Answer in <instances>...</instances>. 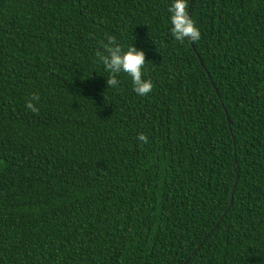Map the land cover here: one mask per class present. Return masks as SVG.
<instances>
[{
    "label": "trees",
    "instance_id": "trees-1",
    "mask_svg": "<svg viewBox=\"0 0 264 264\" xmlns=\"http://www.w3.org/2000/svg\"><path fill=\"white\" fill-rule=\"evenodd\" d=\"M172 3L0 0V264H264V0Z\"/></svg>",
    "mask_w": 264,
    "mask_h": 264
},
{
    "label": "clouds",
    "instance_id": "clouds-1",
    "mask_svg": "<svg viewBox=\"0 0 264 264\" xmlns=\"http://www.w3.org/2000/svg\"><path fill=\"white\" fill-rule=\"evenodd\" d=\"M188 8V0H173L168 8L172 25L170 31L173 38L179 42L186 39L197 42L201 36L196 23L189 15ZM106 40V43L103 40L100 41L103 52L97 51L96 56L105 70L110 73L106 79L107 88H115L120 83L119 74L126 73L131 78L133 91L139 96H148L153 90V83L151 80L144 79L143 69L146 64L144 51L138 50L134 44L125 50L117 42L115 36H107ZM39 100V94L34 93L26 101L25 107L30 112L39 114V107H37ZM137 139L143 143H148V137L144 133H140Z\"/></svg>",
    "mask_w": 264,
    "mask_h": 264
}]
</instances>
